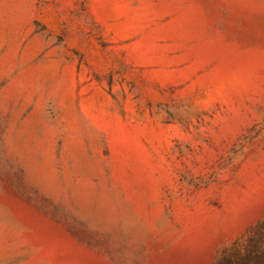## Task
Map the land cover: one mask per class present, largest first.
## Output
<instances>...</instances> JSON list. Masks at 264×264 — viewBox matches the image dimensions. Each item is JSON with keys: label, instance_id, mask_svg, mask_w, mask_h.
Masks as SVG:
<instances>
[{"label": "rangeland", "instance_id": "obj_1", "mask_svg": "<svg viewBox=\"0 0 264 264\" xmlns=\"http://www.w3.org/2000/svg\"><path fill=\"white\" fill-rule=\"evenodd\" d=\"M264 225V0H0V264H217Z\"/></svg>", "mask_w": 264, "mask_h": 264}, {"label": "trees", "instance_id": "obj_2", "mask_svg": "<svg viewBox=\"0 0 264 264\" xmlns=\"http://www.w3.org/2000/svg\"><path fill=\"white\" fill-rule=\"evenodd\" d=\"M217 264H264V225L246 246L227 253Z\"/></svg>", "mask_w": 264, "mask_h": 264}]
</instances>
